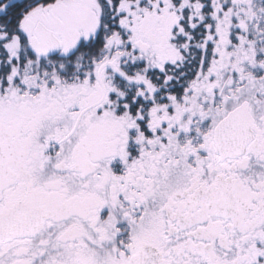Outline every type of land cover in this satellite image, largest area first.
I'll use <instances>...</instances> for the list:
<instances>
[{"label":"snow or ice","instance_id":"1","mask_svg":"<svg viewBox=\"0 0 264 264\" xmlns=\"http://www.w3.org/2000/svg\"><path fill=\"white\" fill-rule=\"evenodd\" d=\"M0 264H264V0H0Z\"/></svg>","mask_w":264,"mask_h":264}]
</instances>
